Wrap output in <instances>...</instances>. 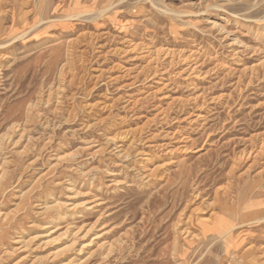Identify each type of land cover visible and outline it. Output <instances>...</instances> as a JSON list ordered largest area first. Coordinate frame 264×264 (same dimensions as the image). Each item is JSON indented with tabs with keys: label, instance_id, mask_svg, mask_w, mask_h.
Instances as JSON below:
<instances>
[{
	"label": "rangeland",
	"instance_id": "obj_1",
	"mask_svg": "<svg viewBox=\"0 0 264 264\" xmlns=\"http://www.w3.org/2000/svg\"><path fill=\"white\" fill-rule=\"evenodd\" d=\"M0 214V264H264V0H0Z\"/></svg>",
	"mask_w": 264,
	"mask_h": 264
},
{
	"label": "bare ground",
	"instance_id": "obj_2",
	"mask_svg": "<svg viewBox=\"0 0 264 264\" xmlns=\"http://www.w3.org/2000/svg\"><path fill=\"white\" fill-rule=\"evenodd\" d=\"M58 201H59V200H58ZM53 202H54V201H53ZM63 203H64V202H63ZM60 204H61V203H60ZM48 205H49V204H48ZM57 206H58V205H57ZM50 207H51V206H50ZM53 207H54V206H53ZM55 207H56V206H55ZM47 208H48V207H47ZM53 209H54V208H53ZM45 210H46V209H45ZM196 212H197V211H196ZM1 215H2V214H0V216H1ZM7 215H8V214L5 213L4 216L6 217ZM5 217H4V218H5ZM223 223H224V222H223ZM213 224H215V223H213ZM218 225H219V224H218ZM212 226H213V225H212ZM215 226H216V224H215ZM220 226H221V224H220ZM190 228H191V227H190ZM184 229H185V228H184ZM185 231H187V234H188V232H189L188 229H186ZM222 231H223V230H222ZM190 232H192V231H190ZM193 232H194V231H193ZM228 232H229V231H228ZM192 234H193V233H192ZM226 235H227V233H226ZM226 235H225V236H226ZM191 236H192V235H191ZM191 236H190V237H191ZM19 240H20V239H19ZM19 240H16L15 242H19ZM175 241H177V240H175ZM20 244H21V243H20ZM175 246H176V245H175ZM183 248H184V247H183ZM173 254H174V253H173Z\"/></svg>",
	"mask_w": 264,
	"mask_h": 264
}]
</instances>
